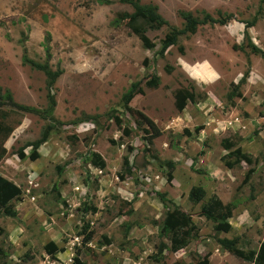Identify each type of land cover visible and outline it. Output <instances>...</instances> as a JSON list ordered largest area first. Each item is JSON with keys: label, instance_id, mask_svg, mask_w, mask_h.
I'll use <instances>...</instances> for the list:
<instances>
[{"label": "rangeland", "instance_id": "374dc122", "mask_svg": "<svg viewBox=\"0 0 264 264\" xmlns=\"http://www.w3.org/2000/svg\"><path fill=\"white\" fill-rule=\"evenodd\" d=\"M138 2L155 6L177 29L181 11L198 20L204 13L228 18L197 24L159 56L169 28L146 29L154 46L144 48L116 19L132 10L127 4L0 0V92L44 109V75L21 57L60 69L51 89L53 121L0 107L2 122L11 126L0 144V175L21 191L12 201L16 216H0V264H192L204 254L209 264H251L222 250L214 238L236 236L247 251L256 250L264 236V58L246 46L249 41L264 48V8L256 13L258 0ZM150 75L158 77L154 88L144 84ZM135 81L142 92L123 106L121 95ZM235 85L239 96L228 98ZM179 86L191 87L195 100L177 111L172 92ZM138 112L160 132L148 147ZM50 122L46 140L33 151L24 147L19 159L17 148ZM223 139L254 162L225 167ZM91 151L104 160L102 169L90 163ZM164 161L173 162V170ZM191 186L204 191H196L195 202L187 197ZM211 195L232 207L228 232L213 230L199 214ZM160 198L190 216L192 236L185 247L158 255V243L168 244L158 234Z\"/></svg>", "mask_w": 264, "mask_h": 264}, {"label": "trees", "instance_id": "16d2710c", "mask_svg": "<svg viewBox=\"0 0 264 264\" xmlns=\"http://www.w3.org/2000/svg\"><path fill=\"white\" fill-rule=\"evenodd\" d=\"M112 1H117L118 3L127 4L131 7L130 12H120L116 15L117 21H124V25L129 29V31L134 34L140 41L141 45L150 49L154 46L152 41L145 35L146 29H159L163 25H167V22L156 12L155 6L151 4H141L138 0H99V2L109 3ZM264 8V0H258V6L256 13H262ZM180 17L182 18V26L180 28H175L173 26H168L169 35L168 37L163 38L160 41V46L156 50V54L162 56L166 48L176 42V38L179 35L186 33H193L195 31L196 25L200 23H218L224 24L228 17H217L213 18L208 13H204L200 20L194 18L189 12L181 11ZM254 16L248 22L245 21V28L251 26L254 22ZM246 34V33H245ZM244 34V36H246ZM248 50L251 53L258 54L264 58V48H259L251 42H247ZM241 48V46L237 47ZM45 49L46 46H45ZM21 62L28 64L33 69L39 70L42 72L45 78V97H46V107L44 109H37L34 107L18 104L14 102L6 90L0 92V107L2 105H7L10 109L15 112L22 113H32L44 120L53 121L51 116L52 109L54 107V97L52 93V85L56 77L60 74V69H51L48 65V62H36L24 54L21 57ZM169 69L167 68V71ZM245 74L240 79L242 82L245 78ZM144 84L147 87H156L158 84V77L156 75H150L145 81ZM142 90L139 87L138 82H131L128 88L121 95L122 105L125 106L127 102L138 93H141ZM228 98L233 96H239V91L237 85L233 86L232 89L228 92ZM173 105L177 111H180L185 106L186 102H193L195 100V93L191 87L179 86L172 92ZM139 117L142 119L144 125L147 129H143L145 135L142 136V139L145 140L147 147L151 145L153 138L160 134L159 130L155 126L152 120H150L146 115L141 112H138ZM5 118V112L0 109V144L1 141L8 135L11 130V126L2 122ZM114 119L118 122V117L114 115ZM54 123H46L41 131L39 136L32 140L27 141L23 147L17 148L15 151L16 156L19 159H22L25 155L23 153V148L29 146L30 151H33L38 148V146L43 143L50 130L53 128ZM123 132L127 133V129L123 128ZM221 146L223 149L227 150V154L222 155L220 160L225 167L230 168L235 164L244 162L245 164H251L254 162L251 155L245 152H242L238 146L234 147V143L231 140L223 139L221 140ZM4 154V149L0 146V158ZM228 156H233L231 161H228L226 158ZM90 163L95 167L102 169L104 167V160L96 152H90ZM169 171L173 170V162L164 161L163 163ZM122 166L126 171H128V161L126 157L122 158ZM196 191L198 195H203V189L197 186H191L187 191V197L195 202L198 200ZM20 188L0 175V216L15 217L16 210L12 204V201L17 200L20 196ZM160 202L164 207L163 217L161 224L159 226L158 234L160 237L165 238L168 244L160 241L156 248V254H160L163 249H168L169 251H177L186 246L190 240L191 226L192 221L190 216L184 211L180 210L178 206L170 199L160 198ZM231 205L229 203H222L215 195L209 196L204 202L199 205V214L205 219L209 220L212 223V228L215 231L219 232H228L231 229L230 224L227 219L231 215ZM216 244L224 251L234 256L235 258L247 261L251 264H264V236L259 242L256 250H243L237 245V237H222L218 236L214 238ZM207 254L199 257H193L192 264H209Z\"/></svg>", "mask_w": 264, "mask_h": 264}, {"label": "crops", "instance_id": "0c3cea01", "mask_svg": "<svg viewBox=\"0 0 264 264\" xmlns=\"http://www.w3.org/2000/svg\"><path fill=\"white\" fill-rule=\"evenodd\" d=\"M188 68H191V67H188ZM185 71L189 74V71H188V69H185ZM190 76V75H189ZM192 78H194V77H192ZM212 78V74H211V76L209 77V79H211Z\"/></svg>", "mask_w": 264, "mask_h": 264}]
</instances>
